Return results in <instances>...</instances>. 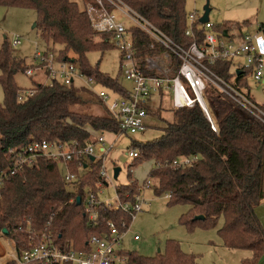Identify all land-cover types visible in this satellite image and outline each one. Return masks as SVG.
<instances>
[{
	"label": "trees",
	"instance_id": "16d2710c",
	"mask_svg": "<svg viewBox=\"0 0 264 264\" xmlns=\"http://www.w3.org/2000/svg\"><path fill=\"white\" fill-rule=\"evenodd\" d=\"M122 1L178 43L185 46L192 43V38L186 35V0ZM0 5L35 10L41 37L49 45L61 46L58 60H71L67 52L72 51L82 73L125 94V88L89 65L87 53L106 48L109 36L103 34L106 37L100 43L94 41L97 32L87 12L80 9L77 2L0 0ZM217 29L242 31L238 23ZM130 30L138 55L162 53L163 47L140 27ZM200 33L203 34L202 29ZM179 62L175 58V63ZM29 67L25 59L14 54L5 36L0 49V84L4 93V102H0V173L7 172V175L0 188V237L12 240L20 251L29 247L34 233L40 234L36 240L41 234H47L61 247L84 250L91 236L110 234L109 221L120 229L123 222L126 226L131 221L130 214L104 203L96 207L95 220L86 212V196L93 193L97 200L99 198L103 159L92 162L86 169L77 159L71 161V171L79 176L75 189L71 190L63 179L59 162L46 157L39 158L33 166L11 173L17 155L12 151L20 152L43 139L69 145L76 142L72 147L81 148L93 140L94 133H120V125L108 108L104 115L90 110L100 99L84 85L33 80V94L27 92L31 89L23 90L16 82V75L26 74ZM211 68L239 87L248 85L243 75L237 76L241 69L235 71L232 61H218ZM243 70L246 75L251 69ZM206 95L217 131L212 129L198 104L176 109L169 102L167 111L171 120L166 121L163 134L150 142L133 141L132 149L138 152L136 159L155 162L149 177L157 196L169 194V205L190 206L180 217L182 225L190 230L197 226L215 227L223 218L219 233L225 246L251 250L253 257L244 263L256 264L264 255V225L256 212L264 199V123L213 85L208 86ZM165 98L166 94L162 93L160 106ZM261 106L264 109V105ZM149 110L150 107L148 113ZM181 157H192L193 161L189 165L172 164ZM116 192L123 201L134 202L141 190L132 182L117 186ZM78 196H81L80 205ZM197 215L206 218L196 219ZM3 229H7V233ZM122 254L128 257V264H197V258L183 252L175 241L168 243L165 255L155 258L126 250H122Z\"/></svg>",
	"mask_w": 264,
	"mask_h": 264
},
{
	"label": "built area",
	"instance_id": "2783aa9c",
	"mask_svg": "<svg viewBox=\"0 0 264 264\" xmlns=\"http://www.w3.org/2000/svg\"><path fill=\"white\" fill-rule=\"evenodd\" d=\"M84 9L87 12L92 28L100 34H107L122 54L120 70L125 78L133 83L131 91L122 94L116 89L117 97L107 103L110 95L104 90H96V78L87 76L86 86L100 100H102L109 112L118 120L121 132L136 134L146 128L148 108L155 96L160 97L162 93L170 101L174 108L193 107L199 105L205 112L211 123L212 129L217 131L213 121L212 112L206 95L208 86L213 85L221 93L231 98L240 108L253 115L256 119L264 123V109L261 104L251 98L248 90L239 87L234 81H228L215 72L211 65L218 61H232L243 58L246 63L235 64L234 69H241V73L247 80L252 78L257 84H262L263 61H264V25L258 31L247 33L237 30H227L216 33L214 25L210 20L202 23L199 14L194 8L188 12V27L186 35L192 38V43L188 46L178 43L161 29L152 24L145 17L136 12L122 0H93L85 1ZM204 13V12H203ZM130 21V26L125 24ZM199 23V25H197ZM140 27L150 35L157 44L163 47V51L156 55L140 56L135 47V37L131 28ZM202 29L203 34L200 33ZM21 44V39L15 37L12 46ZM175 58L180 60L175 63ZM36 63L26 70L29 76L43 74L48 78V83L58 80L64 85L76 83L77 78L85 77L81 72L78 62L74 59L60 61L56 51H38L35 56ZM243 69H251L246 75ZM186 83V84H185ZM33 94V89L28 90ZM105 132L96 133L95 139L89 141L84 147H72L71 145L49 141L47 139L38 140L30 144L27 148L17 153L14 157V166L11 173L22 170L25 166H33L38 163V159L46 157L64 166L62 176L68 185L77 183L79 176L71 171L69 163L74 159L80 161L83 169L100 159L104 158L112 148L107 149ZM95 135V133L93 134ZM92 135V136H93ZM118 135V134H115ZM94 137V136H93ZM102 148L98 154L97 145ZM129 155L136 159L138 152L134 149L129 151ZM95 156V160H91ZM196 159V157H194ZM192 157H181L172 161L173 165L182 166L192 163ZM84 163V164H83ZM168 163V162H167ZM88 165L85 167L84 165ZM7 172L0 173V188L3 184V177ZM108 177L106 167L103 165L100 173L98 186L106 184ZM145 188H151V179L139 189L141 192L135 195V201H123L117 194L116 204L101 202L93 193H89L85 198L86 212L91 220H95L98 211L96 207L102 203L110 208L122 210L131 216V221L125 226L123 222L120 229L113 221L107 224L111 229L109 235H93L87 241L84 250L74 247H61L52 241V237L47 234L34 233L31 236V244L22 251L18 250L15 243L7 237H0L9 243V248L0 243V264H128V257L122 254L124 249V238L129 232V226L135 214L142 211L149 205L142 193ZM169 198L170 195L166 194ZM1 198V190H0ZM134 240H139L140 235L134 234Z\"/></svg>",
	"mask_w": 264,
	"mask_h": 264
},
{
	"label": "rangeland",
	"instance_id": "374dc122",
	"mask_svg": "<svg viewBox=\"0 0 264 264\" xmlns=\"http://www.w3.org/2000/svg\"><path fill=\"white\" fill-rule=\"evenodd\" d=\"M73 1L78 3L80 9H84L85 1L92 2L93 0ZM206 2L207 0H186V10L189 12L196 8L201 15L204 12L203 7ZM209 4L211 7L209 20L213 23L216 33L220 31L217 27H223L225 24L238 23L242 31L247 33L258 31L260 26L264 24V0H209ZM37 21L38 15L33 9L0 5V49L5 42L6 36L7 43L12 48L14 54L25 59L30 66L36 63L34 60L38 51L53 50L59 53L61 46L52 43L49 45L41 37ZM125 24L130 26L132 23L125 21ZM230 32H237V30ZM15 37L21 39V44L17 47L12 46V41ZM105 37L103 34L96 33L93 39L95 42L100 43ZM67 54L71 59H75L74 57H76L72 51H68ZM86 58L93 69L110 77L127 91L132 90L133 83L127 80L120 70L121 51L111 40L108 41L106 48L93 49L87 53ZM233 63L244 65L246 59L239 58ZM262 67L264 72V61ZM84 76L77 78L76 84H86L88 75L84 74ZM33 80L36 83H48V78L43 74L29 76L25 73H18L16 75V82L23 90L33 88ZM93 87L96 90L104 89L110 95L107 103L117 97L118 93L115 87H110L102 81H97L96 84H93ZM244 88L248 90L252 99L264 105V75L261 85L257 84L252 78H249L248 85L244 86ZM164 100L165 102L162 106H160L161 101L158 96L153 97L151 100L152 103L144 131L136 134H105L107 143L104 146L107 149L111 144L113 146L103 158V165L106 167L108 177L105 179L106 184L100 186L98 190V197L101 202L115 205L117 201V186L136 182L141 187L148 180L155 162L153 160L141 161L134 159L129 155V151L134 147L133 141L140 143L150 142L163 134L166 121L171 120L170 113L167 111L170 101L168 98ZM0 102H4L1 84ZM98 102L90 110L97 115L106 114V104L102 100ZM93 136V139H95L96 133ZM99 147L100 144L97 145V154L99 153ZM116 166L121 168L117 178L114 177V168ZM60 170L64 172L62 164H60ZM75 187V184L68 186L71 190L75 189ZM142 197L149 201V205L135 214L129 226V232L124 238L123 250L143 257L155 258L159 255H165L168 243L175 241L180 245L183 252L192 254L197 258V264H245V260L253 257V252L249 249H232L225 246L219 233L223 218L218 220L215 227L205 228L197 226L190 230L180 222V217L189 211V205H169L167 197L157 196L149 188L144 189ZM256 212L264 225V199L257 207ZM134 234H139L140 239L134 240ZM3 243L6 248H9V243L6 240ZM256 264H264V255L257 260Z\"/></svg>",
	"mask_w": 264,
	"mask_h": 264
},
{
	"label": "water",
	"instance_id": "95a60500",
	"mask_svg": "<svg viewBox=\"0 0 264 264\" xmlns=\"http://www.w3.org/2000/svg\"><path fill=\"white\" fill-rule=\"evenodd\" d=\"M204 13H203V16L200 18V21L202 23H205V22H208L209 21V13H210V10H211V7H210V4H209V0H207V2L205 3L204 7ZM224 34H226V32H224ZM242 71H238L237 74H240ZM91 160H95V156H91L90 158ZM88 165H85V167H87ZM121 171V168L120 167H115L114 168V177L117 178L119 173ZM82 203L81 201V196H78L77 198V204L80 205ZM196 219H205V215H197L195 217ZM3 232L4 233H7V229H3Z\"/></svg>",
	"mask_w": 264,
	"mask_h": 264
},
{
	"label": "crops",
	"instance_id": "0c3cea01",
	"mask_svg": "<svg viewBox=\"0 0 264 264\" xmlns=\"http://www.w3.org/2000/svg\"><path fill=\"white\" fill-rule=\"evenodd\" d=\"M102 148L101 147H99V150H101ZM3 240L2 239H0V243L2 242ZM1 244H3V243H1Z\"/></svg>",
	"mask_w": 264,
	"mask_h": 264
}]
</instances>
